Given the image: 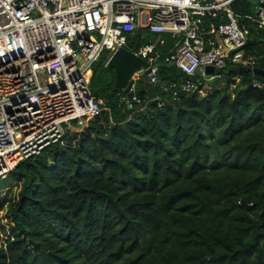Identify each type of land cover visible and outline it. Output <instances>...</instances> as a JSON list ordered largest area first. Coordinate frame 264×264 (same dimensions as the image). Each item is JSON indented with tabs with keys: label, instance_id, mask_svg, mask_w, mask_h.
Segmentation results:
<instances>
[{
	"label": "trees",
	"instance_id": "obj_1",
	"mask_svg": "<svg viewBox=\"0 0 264 264\" xmlns=\"http://www.w3.org/2000/svg\"><path fill=\"white\" fill-rule=\"evenodd\" d=\"M254 36L246 48L264 69V31ZM155 39L139 30L127 49ZM106 59L90 88L107 108L0 178V190L21 182L0 264H264V86L231 71L182 91L184 74L164 64L156 84L137 80L129 108Z\"/></svg>",
	"mask_w": 264,
	"mask_h": 264
},
{
	"label": "built area",
	"instance_id": "obj_2",
	"mask_svg": "<svg viewBox=\"0 0 264 264\" xmlns=\"http://www.w3.org/2000/svg\"><path fill=\"white\" fill-rule=\"evenodd\" d=\"M234 1L0 0V178L107 108L92 95V65L103 55L107 65L139 30L156 39L133 51L149 66L132 74L129 95L119 92L129 108L140 102L132 96L137 80L156 84L164 64L184 74L182 91L196 88L197 70L207 65L254 68L258 56L241 49L264 31V0H254L253 13L235 12ZM166 34L172 46L164 53Z\"/></svg>",
	"mask_w": 264,
	"mask_h": 264
},
{
	"label": "water",
	"instance_id": "obj_3",
	"mask_svg": "<svg viewBox=\"0 0 264 264\" xmlns=\"http://www.w3.org/2000/svg\"><path fill=\"white\" fill-rule=\"evenodd\" d=\"M261 6L264 7V2L261 3ZM216 24L218 19L215 18ZM219 42H222L221 36L217 35ZM257 39L249 38L246 45L256 44ZM227 49V48H226ZM107 66L112 67L116 70V87L115 91L124 88V92L128 95L130 94V89L134 84V80L131 79L132 74L141 69L142 67H148L149 63L147 60L142 58L140 55L134 53L133 51L122 48L117 51L114 56L109 60ZM231 71H237L239 73H248L252 72L255 76V79L264 83V69L261 68H252L249 66H230L228 69L216 68L213 65H207L204 69H198L197 75L202 77V82L210 80L214 76L215 81L217 82L222 73H228Z\"/></svg>",
	"mask_w": 264,
	"mask_h": 264
},
{
	"label": "rangeland",
	"instance_id": "obj_4",
	"mask_svg": "<svg viewBox=\"0 0 264 264\" xmlns=\"http://www.w3.org/2000/svg\"><path fill=\"white\" fill-rule=\"evenodd\" d=\"M256 3H257V1H256ZM263 45L264 44L260 43V47H262ZM241 51L243 53H246L249 55H256V54L248 53L246 47L241 49ZM212 81H213V79L208 80L207 85H209L211 87ZM225 83H226V79H224L222 81V85H224ZM202 94H204V92H202ZM87 125H88V123L84 124V125L72 124V129H73L72 132H75V133L82 132ZM20 186H21V182L14 180V183H11L7 188L0 190V238H1V240H3L5 238L6 230L10 226V220L8 218V212L6 210L7 203H8L10 198L15 197L17 195V193L20 190V188H19Z\"/></svg>",
	"mask_w": 264,
	"mask_h": 264
},
{
	"label": "crops",
	"instance_id": "obj_5",
	"mask_svg": "<svg viewBox=\"0 0 264 264\" xmlns=\"http://www.w3.org/2000/svg\"><path fill=\"white\" fill-rule=\"evenodd\" d=\"M255 38V37H254ZM256 39V38H255ZM256 68V67H255ZM199 76V75H198ZM202 81V80H201Z\"/></svg>",
	"mask_w": 264,
	"mask_h": 264
}]
</instances>
